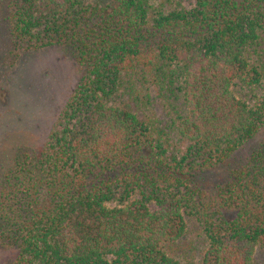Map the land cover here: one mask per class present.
Here are the masks:
<instances>
[{"label":"trees","instance_id":"1","mask_svg":"<svg viewBox=\"0 0 264 264\" xmlns=\"http://www.w3.org/2000/svg\"><path fill=\"white\" fill-rule=\"evenodd\" d=\"M0 25L2 62L56 47L79 66L40 146L0 172L6 264H190L173 250L185 214L202 223L199 264L253 263L264 0H0Z\"/></svg>","mask_w":264,"mask_h":264},{"label":"rangeland","instance_id":"2","mask_svg":"<svg viewBox=\"0 0 264 264\" xmlns=\"http://www.w3.org/2000/svg\"><path fill=\"white\" fill-rule=\"evenodd\" d=\"M92 1L101 5L112 2ZM4 37L0 25V172L19 148L40 146L49 123L72 92L79 75L75 60L56 47L21 53L12 65L2 62L8 57L1 50ZM237 83L233 90L239 96L247 92L253 98L254 94L262 92L258 86L250 90L241 81ZM245 152L241 148L235 158H244ZM220 173L215 174L214 179L220 178ZM185 217L186 230L173 250L184 262L199 264L206 243L202 223L194 215L185 214ZM11 252L0 245V264L11 260ZM252 264H264L263 245L255 246Z\"/></svg>","mask_w":264,"mask_h":264}]
</instances>
